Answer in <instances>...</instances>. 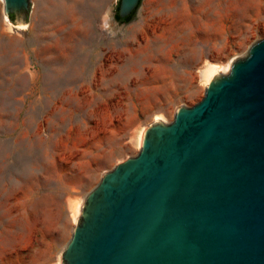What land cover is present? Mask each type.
Returning <instances> with one entry per match:
<instances>
[{
  "label": "rangeland",
  "instance_id": "obj_1",
  "mask_svg": "<svg viewBox=\"0 0 264 264\" xmlns=\"http://www.w3.org/2000/svg\"><path fill=\"white\" fill-rule=\"evenodd\" d=\"M0 0V264H58L87 194L138 154L155 119L203 97L213 70L264 37V0Z\"/></svg>",
  "mask_w": 264,
  "mask_h": 264
},
{
  "label": "water",
  "instance_id": "obj_2",
  "mask_svg": "<svg viewBox=\"0 0 264 264\" xmlns=\"http://www.w3.org/2000/svg\"><path fill=\"white\" fill-rule=\"evenodd\" d=\"M138 1L119 0L118 16ZM2 4L26 27L31 0ZM58 264H264V37L102 173Z\"/></svg>",
  "mask_w": 264,
  "mask_h": 264
},
{
  "label": "trees",
  "instance_id": "obj_3",
  "mask_svg": "<svg viewBox=\"0 0 264 264\" xmlns=\"http://www.w3.org/2000/svg\"><path fill=\"white\" fill-rule=\"evenodd\" d=\"M140 1H141V0L138 1L136 7L131 11V13H130L127 17H125V18H120V17L118 16V5H119V0H118V1H117V4H116V7H115V9H114V12H113V19H114L116 22L120 23V24H127V23H129L130 21L133 20V18H134V14H135V12H136V10H137L139 4H140ZM8 18L10 19V21H13V15H8Z\"/></svg>",
  "mask_w": 264,
  "mask_h": 264
},
{
  "label": "bare ground",
  "instance_id": "obj_4",
  "mask_svg": "<svg viewBox=\"0 0 264 264\" xmlns=\"http://www.w3.org/2000/svg\"><path fill=\"white\" fill-rule=\"evenodd\" d=\"M214 71L216 72V70H213V71L211 72L210 76L207 78V82H208L209 78L211 77V75H212V73H213Z\"/></svg>",
  "mask_w": 264,
  "mask_h": 264
}]
</instances>
